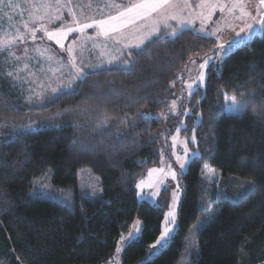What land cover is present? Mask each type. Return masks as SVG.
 <instances>
[{"label":"trees","instance_id":"16d2710c","mask_svg":"<svg viewBox=\"0 0 264 264\" xmlns=\"http://www.w3.org/2000/svg\"><path fill=\"white\" fill-rule=\"evenodd\" d=\"M215 44V38L190 29L176 37L160 35L143 55H125L127 65L88 70L74 91L50 95L28 111L53 115L51 124L0 136V257L10 255L12 264H106L138 219L141 233L126 244L120 264H144L161 234L169 191L162 190L153 204L138 199L136 184L160 163L163 137L179 128L189 141L195 134L189 148L198 149L200 158L180 176L176 231L149 264H176L184 252L191 225L205 214L199 205L204 165L252 181L256 190L238 200L214 199L218 211L199 231V256L191 264L264 263V30L235 45L220 73L210 66L194 96L180 92L178 73ZM4 81L0 120L24 112ZM224 93L248 96L246 110L227 113ZM177 97L182 106L175 114L171 102ZM105 115L108 123L98 128ZM84 166L101 178V198L76 195L72 208L29 194L33 177L47 168L56 185L77 186Z\"/></svg>","mask_w":264,"mask_h":264},{"label":"rangeland","instance_id":"374dc122","mask_svg":"<svg viewBox=\"0 0 264 264\" xmlns=\"http://www.w3.org/2000/svg\"><path fill=\"white\" fill-rule=\"evenodd\" d=\"M14 2L18 3L20 7L15 10L5 7L3 11H0V38H3L5 31L13 32V27H18L20 31L25 34V40L23 42H17V45L12 47L9 51H0V72H2L0 73V78L5 80V86L12 90L14 94L16 91L15 100L20 105L21 111L24 112L12 116L6 115L5 118L3 117L0 120V136L10 134V132H18L25 128L27 129V127H43L54 122L53 115L49 113H30L28 111H31L35 106L43 103L50 95L59 93H53V88L60 89L61 91L67 89L63 86L69 82V74L75 71L71 66L73 58H75L76 64L83 67L85 72H87L91 69H98L110 65L108 60L113 56H120V51H123L126 55L128 49L124 48V44L131 42V34L136 27L135 25H130L125 28L123 31L128 39H120L119 43H117V39L120 38V33H111L109 37H104L98 34L99 30L97 28H87L83 33H69L61 41L63 44V47H61L60 44L56 43L55 39L49 40L43 31H37L36 39L33 40L31 38V33L24 29L23 24L25 21H28L29 28H36L42 23L49 31L54 32L60 28L62 24L66 26L72 23V17L67 16L68 8H60L62 20L48 23V18L45 17L42 21L32 22L29 20L28 10H24L23 15H21V9H27L25 0H14ZM31 2L51 4V7L48 9L49 15H56L55 9L57 5L55 0H31ZM85 2L86 5L76 6L81 14L84 11L82 15H78L76 11L73 12H75L78 20H87V22H91L92 20L106 19L109 15L114 16L121 10L120 8L110 5H121L123 7L130 3H135L136 0H123V2L118 1L113 4L109 0H94L92 3L85 0ZM202 2L205 4L204 7H200ZM188 4L189 7L184 8L182 2H180L162 11L167 13L176 12L182 15L184 19L191 21V24L185 29L193 30L202 35H205V33H215V35L211 37L215 38L216 48L205 55H200L192 59L190 63L178 73L177 78L182 81L179 91L181 92L183 90L185 95L188 94L187 84L197 80L201 72H203L206 77L207 69L210 66L214 67L218 73L221 72L224 59L227 55L219 52V44L223 43L229 53L233 47L239 44L243 39L253 37L255 33L262 35L264 30L258 23H255L254 31L250 36L247 32L241 33L239 37L236 35L246 24L254 23L253 18L257 21L259 20V16H257L258 10L261 14H264V5H260L259 0H244L245 11L251 13V16H246L241 19H237V17L240 16L239 9L231 13L228 11V8L231 7V0H188ZM210 5H214L215 7H210ZM221 5L224 6L223 11L220 10ZM70 7L73 8V6ZM41 11L43 12V10ZM9 17H11V20H9ZM137 23L139 24L141 22L138 21ZM153 23V20L148 21L149 25ZM168 23L171 24L172 27H177L176 21L169 20ZM160 35L172 37L167 35L163 27L161 28L159 36ZM89 37H91V39H89ZM234 39L239 42L229 48V43ZM74 41L75 43H73ZM69 46L72 47L71 54L68 52ZM25 49H27V51H25ZM118 49L120 51H118ZM41 52L44 54L42 55ZM214 52H216L217 55L213 57L206 68L201 69L200 65L204 62V59L208 56H212ZM15 57H20V59L17 60ZM49 57H51V59H49ZM124 57H122V59H124ZM119 61L120 60H117L112 64ZM9 72L13 73V75L8 76ZM178 95L179 93L176 92V96ZM228 96L233 95L228 94ZM177 98L179 99V97ZM237 99L241 101L243 106L250 100L246 95H243V98H241V96L237 97ZM181 101L182 100L179 99L177 102V108L174 111L175 114L181 113ZM226 112L233 114L227 110ZM164 128L163 131L161 130L159 132V135L161 134L162 137L166 130V128ZM14 129H16V131ZM174 136L177 137L175 142L172 139ZM163 139L160 163L150 167L146 174L137 181V184L142 180L145 181L142 188L136 187L137 197L139 200H146L156 204L162 190L167 189L169 191V203L165 212L166 217L167 213L173 209V192H176L178 196L174 205L176 222L175 224L166 225L164 217L161 233L164 227L167 226L171 229L169 236L166 241H162L161 245H157L156 248L150 247L145 258H147L150 253H154V255L157 254L170 241L176 231L178 208L183 194L180 176L187 170L186 167L182 171L179 164L176 162V155H184V145L181 142L187 139L182 137L177 130L169 135L168 138L164 136ZM169 165H171V168L176 172L175 180H173L171 176H166L161 172H153L152 175L149 176V171L152 169L163 168L166 173ZM210 169H215L216 175L211 179H206L205 173H208ZM77 176V186L56 185L52 178V168L49 167L42 174L33 177V183L29 190V194L33 197L56 200L72 208L76 195L90 201L102 197L101 178L91 167H81L78 169ZM161 180H163V183L160 182ZM202 180L206 187L200 195L199 205L201 211L205 212V214L199 215L197 220L191 225L183 242L184 252L180 255L176 264H191L192 261L199 256V231L218 211V207L212 204L214 199L228 198L231 200H238L241 198L239 194L242 193L250 183H253L252 181L241 179L233 175H223L218 169L209 165H207V167H205V165L203 166ZM149 183L151 186H149ZM41 185L46 186L42 187ZM177 185H179V187H177ZM153 192H156L157 195H152ZM170 219L171 218H169V220ZM137 221H139L137 226L138 231L137 228L133 227ZM141 229L142 222L137 219L123 236L125 240L120 241L119 247L121 251L116 253L115 257L106 264H120L124 247L129 241L140 235ZM130 232L134 233V238L132 239H129ZM160 236L161 234L158 239ZM154 244H156V242L152 245ZM10 257V255L9 257H0V264H12Z\"/></svg>","mask_w":264,"mask_h":264},{"label":"snow or ice","instance_id":"6c2138e0","mask_svg":"<svg viewBox=\"0 0 264 264\" xmlns=\"http://www.w3.org/2000/svg\"><path fill=\"white\" fill-rule=\"evenodd\" d=\"M182 2L183 7L187 8L189 7L188 0H136L135 3H130L127 6H121V5H110L114 6L116 8H120L121 10L117 12L116 15H109L106 19H100V20H92L91 22L80 21L76 18L75 12H73L72 8L70 7L72 0H55V3L57 5L55 12L56 15L52 16L49 15L48 9L51 7V4L49 3H32L31 0H25V3L27 4V9H21V15H23L24 10H28V16L29 20L32 22L36 21H42L45 19V17L48 18V23H53L56 20H62V15L60 14V8L65 7L68 8V14L72 17V23L65 25H61L60 28H58L56 31L51 32L49 31L44 24H40L39 27L36 28H29L28 21H25L23 24V27L26 31H29L31 33V38L33 40L36 39V32L37 31H43L44 34L48 37L49 40L55 39L57 44H60L61 47H63V44L61 41L72 32H81L83 33L85 29L87 28H97L99 30L98 34L103 35L104 37H109L111 33H120V38L117 39V43L120 42V39H128V37L124 33V29L127 28L130 25H135L134 32L131 34V42L125 43L124 48L128 49L126 55L127 57H132L133 51H136L137 55H143L147 49L148 46L154 42L155 39L159 38V34L161 31V28L166 30L167 35H170L172 37H176L179 34H182L185 28L191 24V21L186 20L183 18L182 15L176 13V12H163L162 10H166L168 8L173 7L175 4ZM260 5H264V0H259ZM205 4L202 2L200 7H204ZM7 7L9 9L15 10L16 8L20 7L18 3H15L14 0H0V11H3V9ZM210 7H215L214 5H210ZM239 9L240 16L237 17V19H241L246 16H251V13L245 11L244 8V0H231V7L228 8V11L231 13L234 10ZM43 10V12L41 11ZM220 10H224V6H220ZM257 16H259V20L254 19V23H248L244 28L240 29V32H238L236 35L237 37L240 36L241 33L247 32V34L250 36L255 28V23H258L262 28H264V14H261V12L257 11ZM9 20H11V17H9ZM153 20L154 23L149 25L148 21ZM169 20L176 21L177 27H172L171 24L168 23ZM141 23H137V22ZM14 33V34H13ZM207 36L215 35V33H205ZM91 39V37H89ZM25 40V34L20 31L18 27H13V32H7L5 31L3 34V38H0V51H9L12 47L17 45V42H23ZM239 41L234 39L229 43V48H231L232 45L238 43ZM75 43V41L73 42ZM219 52H222L224 55L228 54V49L225 48V45L223 43L218 45ZM27 51V49H25ZM47 51V50H45ZM118 51H120L118 49ZM68 52L72 53V47L69 46ZM43 55L44 53L41 52ZM217 55L216 52L213 53L212 56H208L204 59V62L200 65L201 69L206 68L210 61L213 59V57ZM125 56V53L123 51H120V56H113L111 59L108 60L109 64L114 63L117 60H120L123 64L127 65L129 63L128 59H122V57ZM15 59L19 60L20 57H15ZM51 59V57H49ZM72 68L75 69L74 72H71L69 74L70 79L69 82L64 85V88L75 90L74 85L76 87L79 86V83H83L87 80L89 73L85 72L84 68L81 66H78L75 62V58L71 61ZM13 73L9 72L8 76H12ZM205 74L203 72L200 73L197 80L188 83L187 84V90L189 97H192L195 95V93L202 87V85L205 82ZM53 93L61 92L60 89L53 88ZM61 94H63L61 92ZM256 94L252 93L253 99H255ZM241 98H243V94H241ZM224 108L233 114H240L244 112L246 109L241 103L240 100L237 99L235 95L228 96L227 93H224ZM177 108V101L173 100L171 102V110L175 111ZM184 115L188 114V110L186 109L183 113ZM139 115L143 116V113H140ZM121 123H124L125 121L121 119ZM108 123V117L105 115V118L101 120L98 124V128H102L104 125ZM180 129L177 128V132H179ZM173 141L175 142L177 140V137L174 136ZM196 141V136L193 133L191 140H185L182 141L184 148V155H176V162L179 164L180 169L183 171L186 167H188L189 163L194 162V160L200 158V153L198 149L190 150L188 148V143H194ZM207 167V165H205ZM153 172H161L164 173L166 176H171L173 180L176 179V172L171 168V165L168 166V171L165 173L164 169H152L149 171V176L152 175ZM216 175L215 169H210L208 173H205L206 179H211L213 176ZM163 183V180L160 181ZM145 184V181H140L136 187L142 188ZM42 187H45L46 185H41ZM149 186L151 184L149 183ZM179 187V185H177ZM256 190V185L254 183H250L246 189L240 193L241 198H247V196L254 194ZM152 195H157L156 192H153ZM178 199L177 193L173 192V209L170 210L166 217H165V223L167 224H175L176 222V215L174 210V205L176 200ZM169 218H171L169 220ZM139 224V221L136 222V224L133 226L134 228H137ZM138 231V228H137ZM171 229L167 226L164 227L163 232L161 233L160 238L156 241V244L151 245V248H156L157 245H161L162 241H166ZM134 238V233H129V239ZM121 240H125V237L121 236ZM121 251L120 247H117L116 252L119 253ZM154 255V253H150L148 257L146 258L144 264H149L151 260V256Z\"/></svg>","mask_w":264,"mask_h":264},{"label":"crops","instance_id":"0c3cea01","mask_svg":"<svg viewBox=\"0 0 264 264\" xmlns=\"http://www.w3.org/2000/svg\"><path fill=\"white\" fill-rule=\"evenodd\" d=\"M90 3H92L94 0H88ZM112 4L113 3H116V2H118V1H120V2H123V0H109ZM77 5H86V2H85V0H72V3H71V5L70 6H73V8H72V10L73 11H76L77 12V14L78 15H82L83 13H84V11H83V13L81 14L78 10H77V8H76V6ZM67 16H69L70 17V15L69 14H67ZM68 20V19H67ZM70 20V19H69ZM75 34H77V32H75ZM71 36V35H70ZM67 44H68V42H67ZM66 46V45H65ZM67 48V47H66Z\"/></svg>","mask_w":264,"mask_h":264}]
</instances>
